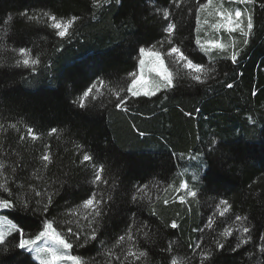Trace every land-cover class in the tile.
<instances>
[{
    "label": "trees",
    "instance_id": "16d2710c",
    "mask_svg": "<svg viewBox=\"0 0 264 264\" xmlns=\"http://www.w3.org/2000/svg\"><path fill=\"white\" fill-rule=\"evenodd\" d=\"M206 2L110 0L97 8L94 0H0V160L5 162L0 183L11 189L14 203L17 198L29 202L27 211L21 203L15 214L0 213L28 236L42 230L40 216L51 219L73 244L70 253L87 264H133L134 258L124 259L130 245L147 252L134 264H171L173 256L179 264H201L199 254L209 249L211 260L205 264H264L257 247L264 243L259 240L264 235V0L224 4L227 10L253 13L255 27L246 45L239 33L212 27L216 15L209 13L219 0L200 13L197 33V9ZM165 9L171 13L168 21ZM45 12L65 22L78 19L66 37H58ZM168 22L177 25L171 43L163 31ZM197 38L202 44L235 47L202 52ZM171 46L214 69L211 78L205 84L193 80L195 73L167 54ZM139 47L163 54L174 73V89L131 96L127 89L138 67ZM19 48L40 59L35 72L14 66L23 58ZM233 50L239 53L236 63L229 58ZM93 84L80 108L74 101ZM116 91L127 96V111L115 107ZM52 128L57 132L51 133ZM44 154L51 157L47 168ZM84 154L92 160L82 162ZM100 165L104 171L95 182ZM184 182L188 189L180 187ZM189 190L197 197L187 196ZM93 192L106 203L102 217L90 226L93 209L83 202ZM48 195L52 205L44 213ZM221 200L231 205L223 217L219 212L227 205ZM236 215L247 220L236 221ZM209 218L213 223L206 227ZM173 220L176 229L170 227ZM240 226L250 227L252 241L232 251ZM68 227L80 232V241L67 234ZM228 227L233 235L217 249L213 241ZM93 228L96 239L78 247ZM16 235L8 237L7 251L0 250V264H40L32 253L19 255L24 250L12 246ZM121 235L125 241L117 244ZM169 242L172 251H162Z\"/></svg>",
    "mask_w": 264,
    "mask_h": 264
},
{
    "label": "snow or ice",
    "instance_id": "6c2138e0",
    "mask_svg": "<svg viewBox=\"0 0 264 264\" xmlns=\"http://www.w3.org/2000/svg\"><path fill=\"white\" fill-rule=\"evenodd\" d=\"M180 0H173V3L179 4ZM255 2V0H219V4L215 9L214 13H209V15H216L220 18H222V23H219L215 25L218 28H225L228 33H239L243 40V44H247L249 42V39L252 35L253 29L255 27L254 24V16L252 12H248L245 14L239 7H236L233 11H228L227 9H224V4L228 3L229 5H251ZM103 3H110V0H94V6L99 8L102 6ZM214 3V0H207L206 3H200L197 9V15H196V23L197 33L200 31V13L204 12L206 9H209L210 6H212ZM223 9V10H222ZM26 18L29 20H36V16H29L28 13H22ZM162 15L166 21L169 20V17L171 13L165 9L162 12ZM44 16L48 18L49 21H51V28L55 29V35L58 37H66L69 34V30L72 28L74 22L78 19L76 16H72L70 19H68L66 22L62 21L57 18L56 15H50L49 13L45 12ZM8 20L11 21L12 17L9 16ZM204 23H207V20L204 21ZM177 25L173 22H168L166 28H164V32L168 34L169 43H171V37L176 32ZM195 44L199 46L200 50L202 52H208L209 48H216L221 50H227L228 48L232 47L234 49V45H227L220 42H214L209 44H202L200 39L197 38L195 40ZM15 51V50H13ZM29 49L26 48H19L18 52L23 57L22 59H16L15 60V67H26L31 68L33 72L36 71L35 65H38L41 63L39 58L32 59L29 56ZM138 53L140 56L139 59V66H140V73L137 74L135 72L131 73V76L133 77L131 81V86L127 89L129 93H131L132 97H140L141 95L145 97H151L155 96L157 92H160L163 90H171L176 87V84L174 83V73L166 66L164 56L159 51H153L151 48H144L139 47ZM169 56H175L178 62H183V67L186 69H189L191 72H194L195 74L192 75V79L200 84H205L208 79H210V73L214 72V69L206 68L204 64L201 63H194L192 59H190L181 49L177 46H171L167 53ZM239 53L236 50H233L230 55V60L232 63L237 62V57ZM146 63L150 65L149 71L155 73V76L157 79L151 80L148 79L145 75L144 69L146 66ZM0 66H3L0 64ZM104 81L100 80L99 84L101 87L104 85ZM139 85V87H137ZM96 85L93 84L91 87H89L86 91L83 92V95L80 97L79 101H74V103H77L80 108H84L85 104L84 101L86 98L89 97L90 93H92L93 88H95ZM228 88H232V84L227 85ZM115 96L119 98L118 102L115 104V107L117 109H120L123 107V110L127 111V108L124 107L127 104V96L121 97L120 91H116ZM190 115V114H189ZM13 129L16 128V125H11ZM0 128H3V125H0ZM27 132L32 140H36L38 137L33 134V130L31 128L27 129ZM57 129L52 128L51 133H56ZM143 135V133H141ZM24 137H21V140H23ZM42 161L44 163V167L47 168V165L51 163V157L48 154H44L42 156ZM92 157L88 154L83 155L82 162L85 161H91ZM5 169V162L3 160H0V175H3V170ZM104 171V166L100 165L99 168L96 170L95 173V182H99L101 180V173ZM105 184L107 181H103ZM144 187H147L146 185ZM183 189H188L187 182L181 183L180 185ZM0 189L3 191L0 192V210H6L9 214H15L17 211L18 204L22 203V207L25 211L29 209V202L23 201L21 202L17 198V202L14 203V200L12 198V191L7 186L6 183H0ZM4 194H7L8 198H3ZM36 196H39L40 193L36 192ZM187 196L190 197H197V192L189 190L187 191ZM111 199V197H109ZM138 197L136 195L132 196V200L136 201ZM184 196L180 197L181 202H184ZM39 203V202H37ZM106 201H104L102 198L97 199V193L93 192L91 194V197L84 200L83 205L84 207H92V221L91 223L96 221V218L102 217V205L105 204ZM164 204H168V200L163 201ZM220 204L227 205V207H224L220 212L219 215L223 217L225 213L229 212L231 205L228 203L227 200H221ZM52 205V196L48 195L47 197V204L43 206L42 211L44 213H47L49 211V206ZM35 211V210H34ZM152 212L154 213L155 210L153 209ZM236 221H242L247 220V217H242L240 215L235 216ZM39 223L42 227V230H39L37 234L28 236L25 234V231L22 227H17L16 224H14L11 220L8 219L7 215H0V224H7L8 228L7 230L0 229V250L7 251V243H8V237L13 236V234H17L14 237V243L13 247L16 249H22L24 252L19 253V255H25V254H35V260L40 261V264H56L57 261H66L71 262V264H87V261L83 260L81 256L78 255H71L69 254L70 250L73 248V244L69 242V239L66 235L61 234L60 231L56 229V227L53 226V221L51 219H44L42 216L39 217ZM213 221L211 218H209V222L206 225V227H211ZM170 227L172 229H176L178 227V224L175 220H173L170 224ZM203 229H201L202 231ZM251 229L248 226H240L239 227V241L235 244L234 247L231 248L232 251H237L241 248L243 245H248L252 241V236L249 235ZM67 234L74 237L76 241L81 240V234L79 231L74 232L72 227L67 228ZM233 235V229L231 227L224 228L221 233H219V236L221 239H216L213 241L215 247L217 249H223L224 243L221 242L223 238H229ZM97 233L96 230L93 228L91 230L90 235H85L83 237V242L78 244V247H84L86 244H88L90 241H94L96 239ZM145 236H147V233H145ZM125 235H121L118 238L117 244L125 241ZM127 239L129 241L133 240V237L131 234L127 236ZM43 240H50L54 242L58 248L61 251H56L53 249H43L38 242ZM260 241H264V235H261L259 237ZM201 247L200 243H197L195 245V248L199 249ZM258 250L262 253H264V243H258L257 244ZM162 251L171 252L172 251V242H169L168 248L164 249ZM42 253H45V255H42ZM107 255L109 257H113L114 253L111 250H108ZM201 257V264H205L206 261L211 260L212 252L211 250L202 251L200 254ZM147 256V252L145 250H133V246L130 245L129 249L127 251L126 256L124 257L125 261L128 260L129 257L134 258L133 264L135 261L140 260L141 258H144ZM116 260H120L119 256L114 257ZM171 264H179L176 257L171 258Z\"/></svg>",
    "mask_w": 264,
    "mask_h": 264
},
{
    "label": "rangeland",
    "instance_id": "374dc122",
    "mask_svg": "<svg viewBox=\"0 0 264 264\" xmlns=\"http://www.w3.org/2000/svg\"><path fill=\"white\" fill-rule=\"evenodd\" d=\"M228 11H231V10L228 9ZM219 23H222V18L216 16L215 21H214L213 24H212V27H213L214 29L218 30V31H224V32L228 33V31H227L225 28H218V27L215 26V25H217V24H219ZM229 34H230V33H229ZM146 49H148V48H146ZM153 51H154V50H153ZM139 59H140V56H139V58H138V67H137V70L135 71V73H137V74L140 73ZM149 68H150V65H148V64L146 63V66H145V69H144V72H145L146 77H147L148 79H151V80L157 79V77L155 76V73L150 72V71H149ZM137 87H139V85H138ZM1 211H2V210H1ZM0 215H4V214L0 213ZM5 230H6V229H5ZM38 243H39L40 246H41L43 249H45V250H47V249H53V250H56V251H61V250L58 248V246H57L54 242H52V241H50V240H43V241H40V242H38ZM69 254H71V253L69 252ZM32 255H33V257H35V254H34V253H32ZM42 255H45V253H42ZM71 255H72V254H71ZM37 261H38V260H37ZM38 262H40V261H38ZM56 264H71V262L57 261Z\"/></svg>",
    "mask_w": 264,
    "mask_h": 264
}]
</instances>
